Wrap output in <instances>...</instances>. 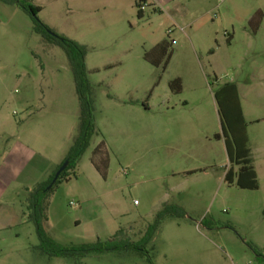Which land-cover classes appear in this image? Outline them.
Listing matches in <instances>:
<instances>
[{"label":"rangeland","instance_id":"1","mask_svg":"<svg viewBox=\"0 0 264 264\" xmlns=\"http://www.w3.org/2000/svg\"><path fill=\"white\" fill-rule=\"evenodd\" d=\"M136 1L33 0L43 23L87 47L97 131L48 193L44 227L62 245L109 240L120 229L137 241L175 204L185 215L161 222L147 248L154 264H264V0H150L142 18ZM162 40L171 57L154 66L144 54ZM228 82L238 86L256 190L224 179L229 160L214 94ZM79 113L65 51L35 31L30 14L0 1V148L10 138L40 149L48 179ZM102 141L106 176L92 163ZM9 194L27 211L28 190ZM38 244L31 221L3 232L0 264H149L135 250L71 260L40 255Z\"/></svg>","mask_w":264,"mask_h":264},{"label":"trees","instance_id":"2","mask_svg":"<svg viewBox=\"0 0 264 264\" xmlns=\"http://www.w3.org/2000/svg\"><path fill=\"white\" fill-rule=\"evenodd\" d=\"M0 1L6 4L17 5L30 14L34 22L35 31L40 33L48 42L60 46L65 51L80 102L77 132L67 155L47 180L37 183L31 190H28L27 220L34 224L39 240V244L34 246V250L40 255L62 257L71 260H80L101 255L106 252H118L121 254L135 250L147 255L149 264H154L147 249L148 244L153 239L163 219L166 217H184L185 211L178 205L165 204L157 213L154 222L146 228L141 238L137 241H132L130 238L126 237L123 229H120L109 240H97L95 242L80 245H62L48 235L44 227V222L47 219V195L66 177L67 171L77 167L81 157L90 145L92 136L97 132L93 123V100L90 97L91 89L85 66L87 47L75 40L54 32L43 23L38 17L42 8L35 5L33 0ZM149 1L150 0L136 1L138 10L137 16L139 18L143 17V7ZM254 19L255 18H253V20ZM170 44L168 40L160 41L151 51L144 54L145 59L154 66L163 64L165 67L171 57ZM170 86L173 91H181L180 79L173 80ZM214 97L218 106L223 138L229 160L224 179L228 185H236L240 189L256 190L259 188V181L257 172L250 158L247 123L242 109L238 86L233 82L222 84L216 90ZM216 137L220 139V135ZM65 160L69 161L67 167L60 173L58 179L51 187L48 188L56 171ZM92 163L102 176H106L108 156L103 141L95 148L92 156Z\"/></svg>","mask_w":264,"mask_h":264},{"label":"crops","instance_id":"3","mask_svg":"<svg viewBox=\"0 0 264 264\" xmlns=\"http://www.w3.org/2000/svg\"><path fill=\"white\" fill-rule=\"evenodd\" d=\"M45 161L50 160L44 156L43 151L18 139L11 142L10 138H7L1 146L0 239L3 237V232L19 227L28 221L27 211L23 210L25 205L16 206L12 202L13 198L11 199V195L14 197V194L9 193L14 192L16 188L30 190L37 183L47 180L41 177L43 172L40 173Z\"/></svg>","mask_w":264,"mask_h":264},{"label":"water","instance_id":"4","mask_svg":"<svg viewBox=\"0 0 264 264\" xmlns=\"http://www.w3.org/2000/svg\"><path fill=\"white\" fill-rule=\"evenodd\" d=\"M68 163H69V161H68V160H65V161L63 162V164L59 167V169L56 171V173H55V175H54V177H53V179H52V182H51V184L48 186V188H50L51 185H52V184L58 179L60 173H61V172L67 167Z\"/></svg>","mask_w":264,"mask_h":264},{"label":"built area","instance_id":"5","mask_svg":"<svg viewBox=\"0 0 264 264\" xmlns=\"http://www.w3.org/2000/svg\"><path fill=\"white\" fill-rule=\"evenodd\" d=\"M70 204H71V205H74V202L71 201ZM243 264H257V263H255V262H253V261H248V262H245V263H243Z\"/></svg>","mask_w":264,"mask_h":264}]
</instances>
